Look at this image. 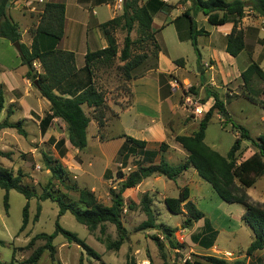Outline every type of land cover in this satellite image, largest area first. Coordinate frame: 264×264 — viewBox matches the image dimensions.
Here are the masks:
<instances>
[{
  "label": "rangeland",
  "instance_id": "obj_1",
  "mask_svg": "<svg viewBox=\"0 0 264 264\" xmlns=\"http://www.w3.org/2000/svg\"><path fill=\"white\" fill-rule=\"evenodd\" d=\"M176 1L178 0H171L169 4L173 5ZM180 1L178 4H181L182 7L179 10L178 5H175V8L170 12L161 11L160 19L173 21L172 25L161 30L159 27L160 19L156 17L155 27L153 26L155 43L160 47L159 54L162 50L167 49L172 58L175 60L184 59L185 61V66L178 68L175 74L165 75L166 82H171L174 90L168 86L165 87L170 97L163 105H160L159 109V117L165 118L168 124V137L163 142L167 143L169 147L164 152L160 150L161 143L152 145L151 150L148 149L147 143L144 149L136 147L137 149L133 153L123 149L127 146L126 138L123 135H128L127 131L132 125L130 115L124 112L133 103V94L132 81L125 83V77L119 70V66L123 65L119 59L120 53L111 66L99 64L94 67L93 82L104 93L109 108L106 112L105 124L101 126L94 118L93 108L84 106L86 114L91 118L88 128V147L84 150H78L70 144L67 124L59 118H55L46 130L41 129L40 122L50 109V106L49 108L46 106L48 100L41 96L39 90L30 80L28 88L25 89L19 75L25 68L27 70L26 66L15 71L20 89L4 95L5 104L0 115V124L6 119L12 123L21 122L27 135L18 134L16 129L0 131V166L8 168L14 173L22 170L27 175L23 184L35 191L37 197L28 201L19 192L11 190L8 199L9 209L6 211V191L0 188V240L5 242V245L0 244L1 262L29 264L28 261L33 253L46 243L45 240L38 239L32 246L28 247L31 240L40 233H53L56 229V222L59 221L63 228L76 233L96 250L101 255V259L91 258L83 248L75 243H69L63 235L59 234L53 241L54 256H51L50 251L45 250L36 264H129L130 258H134L137 264H184L186 259L202 260L206 255L221 257L230 263L242 261L243 264H264V250L257 251L252 256L247 255V248L254 239V233L242 220L246 208L241 204L224 202L208 182L202 180L198 174L190 173L189 170L185 171L176 181L169 180L164 176H158L157 181L153 179L149 181V183L155 184L154 189L157 191L153 196V208L158 218L155 229L138 230L140 224L146 220V215L140 208L143 195H138L137 190L124 192L125 209L122 214V221L129 235L119 251L108 250L106 244L101 241L107 236L112 241L118 239V232L114 225L109 223L106 225L105 236L101 235L100 229L90 232L84 225L78 223L70 212L59 216L57 202L51 199H39L45 189H50L55 197L60 196L67 203L82 209L83 205L79 202L78 192L72 189V187H76L93 191L103 205L110 206L109 189L111 187L119 189L122 184V179L117 176L118 171L128 174L129 168L132 167L133 169L140 164L157 162L163 155L174 166L180 165L186 160L188 154L175 141V136L179 134L190 135L197 130L200 120L210 107L207 103H200L205 96V91L200 86L197 55L190 39V19L184 15L185 10L191 8L193 1L189 0L184 4ZM244 1L247 3L246 16L241 20L238 27L244 31L241 28V23L245 18L251 19L256 40L260 42H257L255 47L248 43L238 58L232 56L236 59L233 63H231L230 58L225 56L228 55L227 52H225L224 58L220 54L222 68L226 72H230L228 84L220 82L221 68L210 59L213 56L210 38L199 36L197 42L204 60L206 82L213 79V83L222 86L223 98L230 100L227 103V109L232 121L248 128L252 137L257 138L264 133V108L248 99V92L243 86L242 79H236L234 74H231L236 72L242 74V70L252 62H256L264 69V30H261V27L264 28V18L252 9V0ZM146 2L148 0L144 1V3ZM141 3L143 4L142 1ZM194 19L198 28L205 30L217 28L206 20L202 12H199ZM217 29L220 32L221 29ZM31 30L25 36L26 44L31 38ZM219 32L217 30V36ZM177 34L181 42L178 40ZM115 36L119 51H121L124 47L126 33L118 30ZM132 38L135 40L140 38L137 29L132 32ZM7 43L10 44L9 41ZM153 45V41H145L133 46V53L148 52L150 55L141 66L134 70V75H139L143 70H149L156 66L158 58L153 56ZM14 48L5 51L4 62L8 66L17 65ZM34 64H36V71L41 73L42 70L37 67V61ZM171 64L169 66L163 62L162 67L166 70L171 69L172 66L177 67L174 63ZM83 68L81 72L86 78L84 83L82 77L75 76L70 82V87L68 85L62 86L57 93L67 92L73 95L82 90L88 84V74ZM82 74L80 75L82 76ZM208 84L214 89L212 84L209 82ZM190 86H200L198 96L188 97L185 95L184 91ZM262 87L261 82L255 80L253 89L260 91ZM69 90L72 91L68 92ZM139 91L141 94L149 96L148 100L144 99L143 95L140 97L141 108L139 107V110L150 109L151 114L158 112L154 93L148 92L144 86H140ZM144 101L146 102L144 103ZM10 109H12L13 114L8 117ZM123 113L124 115L121 116ZM141 124L139 123V125ZM140 128V126H136L135 130L138 131ZM238 137L239 133L233 128L232 123H225L221 116L215 114L206 131L205 143L221 155L226 156ZM255 151L256 148L251 142L242 141L238 160L243 161L251 157ZM46 157L58 160L62 164L67 171V174L64 175L65 183L53 178L51 171L47 169ZM191 170L195 171L192 168ZM184 187L190 189L189 200L208 218L212 227L217 231L215 235L204 231L205 221L203 219L184 229L186 210L183 209V213L178 215L168 210L163 198H178L181 189ZM246 191L253 201L263 203L264 175L257 180L252 188ZM133 199L139 202L134 210H130L128 205L133 202ZM27 203H29V224L21 232L23 210ZM38 206H40L41 211L38 221H35ZM163 226L177 228L172 238L177 248H173L164 237ZM194 235H200L198 243H196ZM154 237H158L164 245L165 259L162 258ZM209 241H213L214 245L211 248H205L204 244Z\"/></svg>",
  "mask_w": 264,
  "mask_h": 264
},
{
  "label": "trees",
  "instance_id": "obj_2",
  "mask_svg": "<svg viewBox=\"0 0 264 264\" xmlns=\"http://www.w3.org/2000/svg\"><path fill=\"white\" fill-rule=\"evenodd\" d=\"M14 0H0V37L9 40L11 43L21 42L22 34L17 22L11 19L7 10ZM142 0H124L123 13L115 18L100 24V28L107 41V47L88 51L85 55L84 70L88 74V84L80 91L65 97L68 93L57 92L62 86H71V80L76 76V55L71 51H63L57 49L58 43L63 39L65 34V5L63 3H45L43 11L40 15L39 23L32 30L33 41L31 46L21 43V64L27 67L25 77L32 81L39 90L41 96L49 101V113L41 120L40 126L44 131L55 118L63 120L67 124L70 144L78 149L84 150L88 147V128L91 118L86 114L84 106L93 108L94 118L103 126L105 124L106 112L108 105L104 93L98 89L93 82L94 67L102 64L103 66H111L119 54V59L123 65L119 66L125 80L130 82L134 79V70L141 66L149 57L148 52L133 53L132 49L136 43L153 41L154 54L158 58L160 47L155 43V32L153 31V16L156 12L171 11L175 5H170L165 0H148L141 3ZM189 0H181L184 4ZM192 6L186 9L184 15L190 19V39L194 51L197 55V69L200 73V86L205 91V96L201 100V104H206L209 100H213L212 106L204 114L199 122L198 129L190 135H176L175 141L187 152L186 160L177 166L172 165L165 157L162 156L160 162H150L148 165L140 164L136 169L128 174L122 171L117 172L119 179H124L119 189L111 187L109 194L111 196V205H103L97 198L96 194L89 189H72L78 192L79 202L83 208H77L71 203H67L60 196H54L50 189H45L40 200L51 199L58 203L59 216L70 212L76 221L84 225L88 231L95 232L100 229L102 236L106 235V225L112 224L118 232V239L112 241L108 236L101 239L106 244L108 250L119 251L125 241L128 239L129 232L122 221V214L125 209L124 192L128 189L136 188L145 179L154 175L164 176L169 180L176 181L185 171L190 168L194 169L198 176L208 182L218 196L228 204H241L246 208V212L242 220L251 228L254 233V239L247 248V255L252 256L255 252L264 250V202H255L247 193V189L252 188L257 180L264 175V133L257 138H253L249 129L243 125L236 124L232 121L231 115L227 109V103L220 91L213 89L206 82L205 65L203 63L202 53L198 47L197 37L209 36V32L204 28H198L195 16L202 12L208 22L213 26H222L226 23H233V29L227 36L225 51L233 57H237L246 47L245 34L239 29V23L246 16L247 3L244 0H192ZM252 9L264 18V0H252ZM137 29L140 36L135 40L132 38V32ZM121 30L126 33L124 38V47L119 51L118 41L116 39V31ZM39 62L42 72L38 73L35 69L34 62ZM174 63L179 67L185 66L184 59H177ZM164 76V75H162ZM172 76V75H171ZM243 86L248 92V99L253 103L260 104L264 108V69L252 62L246 70L241 74ZM255 80L262 84L260 91L253 89ZM181 85L182 83L178 81ZM69 86V87H70ZM200 86H190L184 91L186 96L196 97L199 95ZM69 90L68 92H71ZM231 99V97H230ZM5 98L4 92L0 88V115L4 109ZM13 114L12 109L8 113V117ZM221 116L225 123L231 122L233 128L239 133V137L232 145L226 156L221 155L213 150L205 143L206 131L209 127L214 115ZM3 129H16L18 134L26 136L27 133L23 129L22 123H12L9 119L4 120L0 124V131ZM126 138L127 146L124 150L133 153L136 147L144 149L147 142L139 140L129 135H123ZM242 141L251 142L256 151L254 154L243 160H238V153L241 151ZM129 144V145H128ZM168 144L163 142L160 145L161 151H166ZM47 169L51 171L53 178L65 183L64 175L67 171L63 168L58 160H52L46 157ZM27 175L18 170L14 171L0 166V188L6 191L5 209H9V191L15 190L22 194L28 201L37 197L35 191L29 186L23 184V180ZM51 182V181H50ZM52 184V183H49ZM190 189L184 187L181 189L178 198L166 197L164 203L168 210L173 214H182L183 209L186 210V218L183 228H189L194 223L204 220L205 232L216 234V230L212 227L205 214L200 211L196 205L189 200ZM185 204L183 205V203ZM153 199L146 193L140 201V208L146 215L138 230L147 231L157 228V216L153 208ZM130 210H134L137 204L132 202L128 205ZM41 208L38 206L37 214L34 218L38 221ZM29 224V203L23 210V224L20 231H24ZM177 228L168 226L162 227L164 237L169 241L173 248L177 245L173 241V234ZM63 235L69 243H75L83 248L87 255L91 258L100 260L101 255L89 246L76 233L66 230L59 221L56 222V229L53 233H40L36 235L28 247L32 246L36 240L43 239L46 241L43 247L38 248L29 259V264H36L45 250L50 251L51 256L55 254L54 239L59 235ZM200 235H194L196 243L199 242ZM214 237V236H213ZM157 247L163 259L166 258L164 253V245L158 237H154ZM1 245L5 242L0 240ZM213 241L204 244L205 248H211ZM0 264L3 263L0 261ZM129 264H137L134 258H130ZM184 264H243L242 261L228 262L226 259L214 255H206L202 260L186 259Z\"/></svg>",
  "mask_w": 264,
  "mask_h": 264
},
{
  "label": "crops",
  "instance_id": "obj_3",
  "mask_svg": "<svg viewBox=\"0 0 264 264\" xmlns=\"http://www.w3.org/2000/svg\"><path fill=\"white\" fill-rule=\"evenodd\" d=\"M145 0H142L144 3ZM166 1V0H165ZM171 0L166 2L170 3ZM45 3H63L65 5V34L63 39L58 43L57 49L63 51H71L74 52L76 55V64H77V75L78 78L82 77V82L86 80L84 75L82 74L81 70L85 65V55L88 51H94L97 49H103L107 47V41L103 35V32L100 28V24L115 18L123 13V4L124 0H14L11 6L7 10L8 16L13 19L15 22L18 23L20 27V31L22 34L21 43L26 44L25 36L29 33V30L35 29L39 23L40 15L43 11ZM179 0L173 3V5H178V10L182 7L181 4H178ZM162 12H156L153 16V26L155 27V19L159 17ZM205 16V15H204ZM206 17V16H205ZM37 19V20H36ZM261 19V18H260ZM207 20V17H206ZM208 21V20H207ZM173 21L168 19L162 21L160 19V25L162 29H165L168 25H172ZM262 22V19H261ZM252 20L245 18L241 23V28L245 31V42L246 46L248 43L253 44L254 47L259 43V40H256L255 30L253 28ZM219 29H211L207 30L209 34V38L211 40L210 46L212 48V55L210 59L216 62V64L221 68V78L220 82L223 84H228L230 72L225 71L222 68L220 54L224 58L225 54V47H226V40L227 36L231 33L233 29V23H226L225 25L216 26ZM177 29V28H176ZM32 30H31V38L29 39L27 46H31L33 37H32ZM217 30L219 35L217 36ZM261 30H264L261 27ZM177 32V30H176ZM178 36V40L181 42V39ZM177 40V38H176ZM7 39L0 37V88L3 90L4 95L6 93H11L12 91H18L20 89L17 75L15 71L20 68L24 67L21 64V58L19 56V52L14 48L13 43H7ZM255 43V44H254ZM162 47V46H161ZM10 48H14L15 51V58L17 60V65L8 66L4 62L5 59V51ZM228 54V53H227ZM242 53H240L236 58H238ZM227 58H230L231 63L235 62L236 59L233 58L230 54L225 55ZM260 57V56H259ZM262 57V56H261ZM173 61V62H172ZM175 59L169 55V51L166 49L165 51H161L159 57L156 62V66L150 68L149 70H143L142 73L139 75H134V79L131 82V89L133 94V103L125 110L124 113H128L131 117V127L127 131V134L131 137H134L139 140H144L148 143V149L153 148L152 145H156L157 143H162L168 137V129H167V120L165 118L159 117V109L160 105H163L165 101H167L168 97H170L168 92L165 90V87L168 86L169 88L173 89L171 86V82H166V74H175L178 68L174 63ZM163 62L170 66L171 63H174L177 67L172 66L171 69L166 70L162 67ZM204 62V60H203ZM37 67L41 69V65L37 62ZM173 65V64H171ZM249 65V64H248ZM248 65L244 68V70L248 67ZM242 70V71H244ZM26 68L21 71L20 78L24 84L25 89L28 88L29 80L25 77L26 75ZM237 73V74H236ZM231 73L234 74L236 79L241 78L238 72ZM82 74V76L80 75ZM164 75V76H162ZM177 75V74H176ZM183 79V78H182ZM200 79V77H199ZM184 80V79H183ZM182 80V81H183ZM210 84L214 86L215 89L219 90L221 95H223L222 86L219 84L213 83L214 80L211 79L208 81ZM207 82V84H208ZM219 82V83H220ZM82 85V83H81ZM140 86H144L148 92L152 91L156 98L157 109L158 112H154L155 114H151L149 110H139L140 107V97L143 95V98L148 100L149 96L147 94H141L139 89ZM174 90V89H173ZM67 93V92H66ZM59 94V93H58ZM65 97H70V94H66ZM146 101H144L145 103ZM209 107L212 106L213 100H209L207 102ZM46 106L49 108L50 103H46ZM141 108V107H140ZM124 113L121 115L123 116ZM170 122V121H169ZM139 123H142L139 125ZM134 124V125H133ZM140 126L141 128L136 131L135 127ZM151 150V149H150ZM187 158V157H186ZM161 159H158L160 162ZM149 163L145 164L148 165ZM136 169L134 167L132 169L129 168V172ZM190 173L197 174L196 171H192L191 168L189 169ZM194 176V175H193ZM153 179L157 181L159 179L158 175H154L145 179L140 185L136 188L128 189L127 191L132 192L136 191L138 195L148 193L153 201H154V194L157 191L154 189L155 184L149 183V181ZM124 179H122V182ZM191 193V192H190ZM139 197V196H138ZM166 197L163 198V201ZM134 203H138L137 200L133 199ZM154 204V203H153Z\"/></svg>",
  "mask_w": 264,
  "mask_h": 264
},
{
  "label": "water",
  "instance_id": "obj_4",
  "mask_svg": "<svg viewBox=\"0 0 264 264\" xmlns=\"http://www.w3.org/2000/svg\"><path fill=\"white\" fill-rule=\"evenodd\" d=\"M13 45L18 52H21V42H15Z\"/></svg>",
  "mask_w": 264,
  "mask_h": 264
},
{
  "label": "built area",
  "instance_id": "obj_5",
  "mask_svg": "<svg viewBox=\"0 0 264 264\" xmlns=\"http://www.w3.org/2000/svg\"><path fill=\"white\" fill-rule=\"evenodd\" d=\"M34 66H36V64H34Z\"/></svg>",
  "mask_w": 264,
  "mask_h": 264
}]
</instances>
